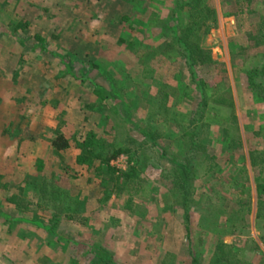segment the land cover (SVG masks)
I'll return each instance as SVG.
<instances>
[{
  "label": "rangeland",
  "instance_id": "rangeland-1",
  "mask_svg": "<svg viewBox=\"0 0 264 264\" xmlns=\"http://www.w3.org/2000/svg\"><path fill=\"white\" fill-rule=\"evenodd\" d=\"M0 30V264H264V0H0ZM62 119L144 191L61 178ZM53 171L72 196L55 218L36 193Z\"/></svg>",
  "mask_w": 264,
  "mask_h": 264
},
{
  "label": "trees",
  "instance_id": "trees-1",
  "mask_svg": "<svg viewBox=\"0 0 264 264\" xmlns=\"http://www.w3.org/2000/svg\"><path fill=\"white\" fill-rule=\"evenodd\" d=\"M204 33L208 32V28L204 29ZM0 34H5L4 31L0 30ZM7 34V33H6ZM19 38H21L25 43H28L26 41L27 37H22L21 34L18 35ZM33 47L32 44H30L29 48ZM41 49H44L43 42H41ZM67 70V71H66ZM64 75H66L68 72V68H64ZM93 86L96 90V93L99 92V89L103 90V87L93 83ZM102 93V91H100ZM107 94L112 95L113 97H117L116 91L111 88L110 92H107ZM217 95V90H214V93L212 94V98L215 102L219 104H230L231 103L226 100L225 98L219 97L215 98ZM15 103L11 102V105L13 108L16 107L14 105ZM203 104V103H202ZM19 105V104H18ZM91 106V105H90ZM201 104L199 108H201ZM198 108V109H199ZM6 113L4 114L3 110L1 112L0 119L6 120L4 123L6 125L8 116L7 113L8 110H4ZM15 111V110H14ZM199 111H201L199 109ZM14 114L13 112H11ZM9 113V120L12 119V115ZM61 115V112H59ZM12 116V117H11ZM83 126H86L88 124L87 118H83ZM69 123L66 121L59 120L55 127L52 129V135L49 141H47V146L49 147L50 151V157H54L53 163H56L57 170L60 172L61 178H65L67 175H71V178L78 179L79 177L83 176L86 173L92 174L93 176H97L99 174H107V183L112 184L111 187L108 185L106 188L104 187L103 193L105 194L104 199H107L109 195L113 191L120 192V189H126L125 192L128 195L127 202H131L133 199V196L139 195L142 191H144V185H143V179L140 178V175L135 170L136 167L130 168L128 171H116L115 169H112L109 166V162L112 158H115L120 153V149H114L111 147L110 144H106L104 136L97 135L95 132L89 131L86 129L83 130V132L80 131V129L76 128H68ZM202 126V124H200ZM37 130H21V135L19 140L16 142V147L20 153H28L29 155L33 156V161L36 158V152H37V145L40 142L39 137L37 136ZM38 137V138H37ZM45 144L42 142L40 145ZM110 145V146H108ZM108 153H111L108 155ZM47 159L43 160L41 156L38 157L37 163L44 166V163L47 162ZM62 161V163H61ZM65 161V162H64ZM61 163V167L60 164ZM144 163V162H143ZM144 166V164H142ZM60 167V168H58ZM56 172H52L50 177H46L43 174L41 175V179L36 183L37 185V196L39 201H43L44 205H50L53 207V209L56 211L55 214L51 215V218H55L59 215V211L61 210L60 205L55 206V201L59 199V196L63 195L70 196L69 198H72L71 194H69V190L60 189L59 185L55 184L56 180ZM91 179V178H89ZM91 181V180H89ZM102 183H104L103 178L100 180ZM101 183V184H102ZM181 186V185H180ZM12 197L10 196L7 200L12 202ZM63 198V197H62ZM71 200V199H68ZM25 200H21L17 202L19 205L18 208H22L23 202ZM54 201V202H53ZM127 202L124 204L125 208H128ZM186 200L185 197L182 198V206L185 207ZM22 210V209H21ZM3 215V214H1ZM187 219V217H186ZM48 225V224H47ZM48 228V227H47ZM49 229V228H48ZM79 249L82 248V245L78 246ZM192 264H201L199 262V259H197L196 256L192 255Z\"/></svg>",
  "mask_w": 264,
  "mask_h": 264
}]
</instances>
